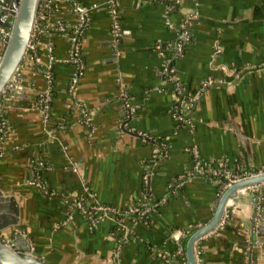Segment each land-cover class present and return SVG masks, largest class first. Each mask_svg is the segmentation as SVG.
Instances as JSON below:
<instances>
[{
	"label": "crops",
	"instance_id": "obj_1",
	"mask_svg": "<svg viewBox=\"0 0 264 264\" xmlns=\"http://www.w3.org/2000/svg\"><path fill=\"white\" fill-rule=\"evenodd\" d=\"M51 1L34 31L40 61L48 46L58 59L47 118L27 59L0 101V237L21 233L48 264H185L184 232L227 187L190 175L191 148L231 179L264 172V0H115L114 13L108 0ZM82 7L80 70L55 25H79ZM82 182L100 205L142 207L146 220L122 214L121 227L75 209ZM237 193L197 242L200 264H264V183Z\"/></svg>",
	"mask_w": 264,
	"mask_h": 264
},
{
	"label": "water",
	"instance_id": "obj_2",
	"mask_svg": "<svg viewBox=\"0 0 264 264\" xmlns=\"http://www.w3.org/2000/svg\"><path fill=\"white\" fill-rule=\"evenodd\" d=\"M44 0H0V31L6 33L5 43L0 54V101L3 93L15 85V78L24 60L27 46L34 34L35 24L39 18V10ZM170 74V65H168ZM264 183V172L239 179L226 187L217 200L210 220L195 230L185 245V264H200L197 259L195 245L204 235L218 227L226 210L228 200L242 202L237 191ZM12 200V199H10ZM256 204V202L254 203ZM0 229L4 227L1 218ZM15 211V215H16ZM14 221V219H12ZM253 228V227H252ZM251 228V230H253ZM24 241V242H23ZM24 244V246H23ZM0 264H48L32 251L30 244L21 233H17L13 241L7 243L0 237Z\"/></svg>",
	"mask_w": 264,
	"mask_h": 264
},
{
	"label": "built area",
	"instance_id": "obj_3",
	"mask_svg": "<svg viewBox=\"0 0 264 264\" xmlns=\"http://www.w3.org/2000/svg\"><path fill=\"white\" fill-rule=\"evenodd\" d=\"M108 3L110 4V9L111 11L114 13L115 11V0H108ZM42 6H44L45 8H48L49 6H52L53 8H55V10H58V7L55 3H53V1L51 0H44V3L42 4ZM87 13H88V9L82 7L80 9V13H79V19H80V24L77 26H73V27H69L67 26L65 23L61 22V21H57L56 25H55V29L58 32H62V33H69L70 34V52H69V61H72L74 63H76L79 66V69L81 70L82 68V64L79 61V57H80V42H79V36L81 35L82 31L84 30V28L87 27ZM39 14H40V10H39ZM115 15V14H114ZM37 23V22H36ZM36 27V24H35ZM69 30V31H67ZM35 31V28H34ZM112 32L114 34H117L118 32V26L116 24H114L112 26ZM4 41H3V46L5 43V38L7 36L6 33H4ZM35 36V32L33 34V36L31 37V40L27 46V51L25 54L24 59H27L29 62H32L33 64H36L37 66H39V72L42 76V78L44 79L45 82V91L43 94L40 95V111L42 113L43 119L45 120L48 116V112L50 109V105H51V101H52V93H53V83H54V77H53V66L54 64L58 61V59L55 57V55L53 54L52 48L51 46H48V59L47 62H42L40 61L39 56L37 55V46H36V40L34 38ZM216 53L219 52V50L215 51ZM169 65V64H168ZM168 65L165 66L163 68L164 72L168 73ZM208 83H211V81H208ZM2 116L0 115V129L3 131L4 127H5V123L1 121ZM191 152L192 155L194 156V168L191 171V176H194V174H206L209 171V175H223L227 180V184L225 186L230 185L231 183L242 179V178H246L249 176H252L254 174H249V175H244L242 178L239 177V179L235 178V179H231L229 178V174L228 171L225 170L224 167L222 166H218V169H208V171L206 169H203V166L201 165L200 161L198 160V151L196 150V148H191ZM75 171H77L76 167L74 168ZM38 185H40L38 183ZM86 201H90V205L86 206L85 202ZM73 207L75 209H79L80 211L89 214L90 212L95 213V212H102V214L104 216L109 215L110 213L112 214V217H115L113 220L116 221V223L118 225H120L121 227L123 226L122 221L119 220L116 216L117 213H121L122 214H130V213H137V218L138 220H141L142 217H144V214H146V210H139L138 207H134L133 209H130L128 211L125 212H118L113 210L111 207L109 206H104V205H100L99 203H97L94 200V195L93 193L90 191V189L86 186L85 183L82 182L81 184V195L73 202ZM87 207V208H86ZM223 219V218H222ZM222 222V220H221ZM196 256H197V252ZM197 259L199 260L198 256Z\"/></svg>",
	"mask_w": 264,
	"mask_h": 264
},
{
	"label": "trees",
	"instance_id": "obj_4",
	"mask_svg": "<svg viewBox=\"0 0 264 264\" xmlns=\"http://www.w3.org/2000/svg\"><path fill=\"white\" fill-rule=\"evenodd\" d=\"M74 2H75V0H74ZM50 9H52V6H49L48 8H45L44 6H41L40 7V10H42L43 11V14H44V16H46L47 14H48V12H50ZM85 30H86V28H84V30L82 31V33H81V35L79 36V42H80V40H81V38L83 37V35H84V32H85ZM3 49V48H2ZM52 97H53V93H52ZM207 169V168H206ZM202 175V174H201ZM205 177L207 176V175H209L208 173H206V174H203ZM210 177H212L213 178V180H218L219 181V185L220 186H223V185H226L227 184V179L223 176V175H209ZM140 207V206H139ZM87 208V207H86ZM143 208L141 207V210H142ZM130 216V218H134V219H136V217H137V213H131V215H129ZM117 218L119 219V220H121V221H123L122 219H124V216H122L121 215V213H117ZM146 218H147V212H146V214H144V217H142V219H141V221H145L146 220ZM195 231V228L193 229H189L188 231L186 230L185 232H184V236H183V239H181L180 240V245H179V249H176L178 252H179V254H180V256H182V258H183V261H184V253H185V245H186V242H187V239L189 238V236L193 233ZM195 248H196V250H197V243H196V245H195ZM175 250V251H176Z\"/></svg>",
	"mask_w": 264,
	"mask_h": 264
}]
</instances>
